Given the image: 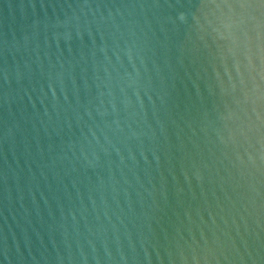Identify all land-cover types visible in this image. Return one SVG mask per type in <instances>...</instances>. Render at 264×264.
<instances>
[{
    "label": "water",
    "instance_id": "water-1",
    "mask_svg": "<svg viewBox=\"0 0 264 264\" xmlns=\"http://www.w3.org/2000/svg\"><path fill=\"white\" fill-rule=\"evenodd\" d=\"M0 264H264V0H0Z\"/></svg>",
    "mask_w": 264,
    "mask_h": 264
}]
</instances>
